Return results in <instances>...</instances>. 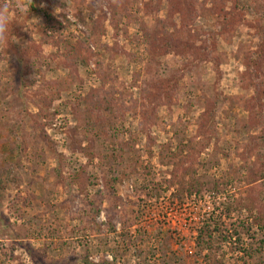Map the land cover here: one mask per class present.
<instances>
[{
  "label": "rangeland",
  "instance_id": "rangeland-1",
  "mask_svg": "<svg viewBox=\"0 0 264 264\" xmlns=\"http://www.w3.org/2000/svg\"><path fill=\"white\" fill-rule=\"evenodd\" d=\"M238 1L7 0L0 264H264V0Z\"/></svg>",
  "mask_w": 264,
  "mask_h": 264
},
{
  "label": "trees",
  "instance_id": "trees-1",
  "mask_svg": "<svg viewBox=\"0 0 264 264\" xmlns=\"http://www.w3.org/2000/svg\"><path fill=\"white\" fill-rule=\"evenodd\" d=\"M234 6L238 9H242L243 12H246L249 9V7L252 6V4L247 5L245 2L243 3V0L242 1L240 0V1L236 2ZM263 16H264V14H263ZM262 37L264 38V35H262ZM255 58H257L256 60H254L255 63L257 65H259L260 67H264V49H260L259 51L255 52ZM106 163L109 164L110 162L106 160ZM115 181H116V179L114 180V182ZM111 207H112V209L116 208L115 202L113 203V205H111ZM111 225H112L111 227L114 228L113 222H111ZM214 229L217 231L218 228L213 227V229L210 230L207 225H206V227H202V229L199 230L200 234H198V237H197L198 243H199L198 245H201V247H203V248H208L210 246V244H213L216 240L215 236H214L215 235ZM218 236L222 241H226V242L228 241L229 235H227L225 233L223 234L222 232H220V233H218ZM263 243H264V241H263ZM257 253H259V248L252 250L249 255H252V254L257 255ZM30 258L35 263L38 262V260H36L35 256H31Z\"/></svg>",
  "mask_w": 264,
  "mask_h": 264
},
{
  "label": "clouds",
  "instance_id": "clouds-1",
  "mask_svg": "<svg viewBox=\"0 0 264 264\" xmlns=\"http://www.w3.org/2000/svg\"><path fill=\"white\" fill-rule=\"evenodd\" d=\"M31 3V0H28ZM27 11V9H23ZM10 4L7 2L0 5V44H5L7 42L8 26L11 22L10 16Z\"/></svg>",
  "mask_w": 264,
  "mask_h": 264
}]
</instances>
